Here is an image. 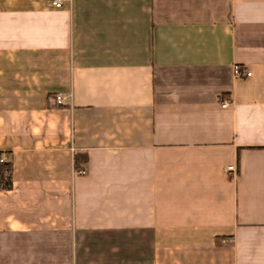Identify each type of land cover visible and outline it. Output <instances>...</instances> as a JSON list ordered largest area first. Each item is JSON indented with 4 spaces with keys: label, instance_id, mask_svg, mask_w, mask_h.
Returning a JSON list of instances; mask_svg holds the SVG:
<instances>
[{
    "label": "crops",
    "instance_id": "1",
    "mask_svg": "<svg viewBox=\"0 0 264 264\" xmlns=\"http://www.w3.org/2000/svg\"><path fill=\"white\" fill-rule=\"evenodd\" d=\"M51 1L0 0V264H264V0Z\"/></svg>",
    "mask_w": 264,
    "mask_h": 264
},
{
    "label": "trees",
    "instance_id": "2",
    "mask_svg": "<svg viewBox=\"0 0 264 264\" xmlns=\"http://www.w3.org/2000/svg\"><path fill=\"white\" fill-rule=\"evenodd\" d=\"M6 151L0 150V157L6 155ZM7 156V155H6ZM83 157L77 154L73 155V168H78V163ZM11 186V161L8 158L0 160V189H7Z\"/></svg>",
    "mask_w": 264,
    "mask_h": 264
},
{
    "label": "built area",
    "instance_id": "3",
    "mask_svg": "<svg viewBox=\"0 0 264 264\" xmlns=\"http://www.w3.org/2000/svg\"><path fill=\"white\" fill-rule=\"evenodd\" d=\"M52 4L55 6V7H58L61 5V0H52L51 1ZM232 71L235 75H241V76H248L250 74V71L249 69L245 68V67H242L240 64L238 63H233L232 65ZM54 100L55 101H60V98L61 96L59 94H55L54 95ZM226 104V101L225 100H222L221 101V105H225ZM6 158L5 155H2L0 157V160L1 159H4ZM227 169H233L234 167L232 165H227L226 166ZM75 173H83L84 172V168H77L74 170Z\"/></svg>",
    "mask_w": 264,
    "mask_h": 264
}]
</instances>
